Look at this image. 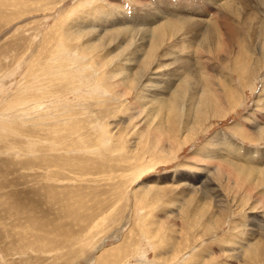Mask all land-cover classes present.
<instances>
[{"label": "rangeland", "instance_id": "rangeland-1", "mask_svg": "<svg viewBox=\"0 0 264 264\" xmlns=\"http://www.w3.org/2000/svg\"><path fill=\"white\" fill-rule=\"evenodd\" d=\"M244 1L0 0V264H264Z\"/></svg>", "mask_w": 264, "mask_h": 264}, {"label": "bare ground", "instance_id": "bare-ground-1", "mask_svg": "<svg viewBox=\"0 0 264 264\" xmlns=\"http://www.w3.org/2000/svg\"><path fill=\"white\" fill-rule=\"evenodd\" d=\"M230 1H231V0H230ZM240 2H242V7H243V8H246V5H245V2H246V1H244V0H232V4L229 3L230 6L232 5V6L230 7V10H231L232 13L236 14V13L238 12V9L236 8V6H238V4H239ZM219 4H220V3H219ZM226 4H228V3H226ZM229 4H228V5H229ZM234 4H236L235 7H234ZM228 8H229V7H228ZM229 14H230V13H229ZM191 18H192V17H190V19H191ZM193 19H194V18H193ZM198 20H199V19H198ZM263 20H264V18H263ZM215 23H218V22L216 21ZM182 24H184V23H182ZM184 25H185V24H184ZM182 26H183V25H182ZM199 26H200V25H199ZM197 27H198V26H197ZM201 27H203V26H201ZM252 27H253V26H252ZM254 27H255V26H254ZM198 28H199V27H198ZM263 28H264V27H263ZM193 29H197L196 26H195ZM199 29H200V28H199ZM204 29H205V27H204L203 29H201V30L204 31ZM223 29H224V28H223ZM252 29H253V28H252ZM208 30H209V29L207 28V31H208ZM242 30H243V29H242ZM175 31H176V30H175ZM196 31H197V30H196ZM203 31H202V33H203ZM224 31H225V30H224ZM199 32H200V31H199ZM244 32H246V31H244ZM251 32H252V30H251ZM260 32H261V29H260ZM230 33H231V31L229 32V34H230ZM253 33H254V32H253ZM166 34H167V33H166ZM171 34H173V33H171ZM207 34H208V32H207ZM209 34H210V33H209ZM211 34H212V32H211ZM244 34H245V33H244ZM168 35H169V34H168ZM173 35H174V34H173ZM225 35H226V34H225ZM227 35H228V34H227ZM256 35H257V34H256ZM161 36H162V35H161ZM169 36H170V35H169ZM242 36H243V35H242ZM199 37H200V35H199ZM197 38H198V37H197ZM155 39H158V37L155 38ZM198 39H199V38H198ZM206 39H207V38H206ZM210 39H211V38H210ZM258 41H259V40H258ZM255 42H256V41H255ZM160 43H162V42L160 41ZM156 44H157V43H156ZM156 44H155V45H156ZM263 44H264V43H262V46H263ZM153 45H154V44H153ZM157 45H158V44H157ZM262 46H261V47H262ZM256 47H257V46H256ZM263 47H264V46H263ZM181 48H182V47H181ZM202 48H203V47H202ZM209 49H210V48H209ZM254 49H255V48H254ZM256 49H257V48H256ZM182 50H183V49H182ZM203 50H204V49H203ZM259 50H260V49H259ZM261 50H262V48H261ZM180 52H181V51H180ZM215 53H216V52H215ZM217 53H218V52H217ZM224 57H225V56H224ZM227 58H228V57H227ZM223 60H224V59H223ZM189 61H190V60H189ZM189 61H188V59H187L186 62H189ZM226 61H227V60H226ZM184 62H185V61H184ZM201 63H202V62H201ZM217 63H218V62H217ZM183 64H184V63H183ZM188 64H189V63H188ZM188 64H187V65H188ZM202 64H203V63H202ZM244 64H245V63H244ZM189 65H190V64H189ZM204 65H205V64H204ZM227 66H228V65H227ZM185 67H186V66H185ZM189 67H190V66H189ZM229 67H230V66H229ZM242 67H243V66H242ZM190 68H192V67H190ZM190 68L187 67V69H185V71H186V72H189V71H190ZM204 68L207 69V66H206V67L204 66ZM183 70H184V69H183ZM233 70H236V69H233ZM242 70H243V69H242ZM185 71H184V72H185ZM194 71H195V70H194ZM239 71H240V70H239ZM243 73H244V72H243ZM243 73H242V74H243ZM248 74H249V73H248ZM252 74H253V73H252ZM252 74H251V75H252ZM171 75H172V74H171ZM182 75H183V74H182ZM188 75H189V74H188ZM205 80H206V79H205ZM184 84H185V83H184ZM209 84H211V82H209ZM188 85H189V84H188ZM223 85H224V84H223ZM211 86H212V85H211ZM218 86H219V85H218ZM223 87H224V86H223ZM211 88H212V87H211ZM224 88H225V87H224ZM181 89H182V88H181ZM226 89H227V88H226ZM200 90H201V89H200ZM221 90H223V89H221ZM185 91H186V90H185ZM191 91H192V90H191ZM178 92H179V91H178ZM195 93H196V91H195ZM191 94H192V93H191ZM191 94H190V95H191ZM196 94H197V93H196ZM226 94H227V92H226ZM176 95H177V94H176ZM176 95H175V96H176ZM227 95H228V94H227ZM193 96H194V95H193ZM193 96H191V97H193ZM196 96H197V95H195V97H196ZM182 97H183V96H182ZM182 97H181V98H182ZM222 97H223V96H222ZM161 99H162V98H161ZM179 99H180V97H179ZM173 100H174V99H173ZM161 101H162V100H161ZM175 101H177V100H175ZM174 103H175V102H174ZM223 105H224V104H223ZM205 108H206V107H205ZM188 109H189V108H188ZM192 109H193V108H192ZM189 110H190V109H189ZM206 111H207V110H206ZM137 113H138V112H137ZM263 131H264V130H263ZM247 158H248V157H247ZM261 183H262V182H261Z\"/></svg>", "mask_w": 264, "mask_h": 264}]
</instances>
